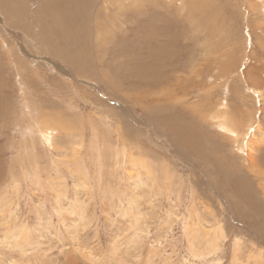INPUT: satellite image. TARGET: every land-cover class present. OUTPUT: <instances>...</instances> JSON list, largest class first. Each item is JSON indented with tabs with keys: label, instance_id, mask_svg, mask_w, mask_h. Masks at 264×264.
<instances>
[{
	"label": "rangeland",
	"instance_id": "obj_1",
	"mask_svg": "<svg viewBox=\"0 0 264 264\" xmlns=\"http://www.w3.org/2000/svg\"><path fill=\"white\" fill-rule=\"evenodd\" d=\"M49 3L0 0V264H264V148L211 120L264 137V0Z\"/></svg>",
	"mask_w": 264,
	"mask_h": 264
},
{
	"label": "bare ground",
	"instance_id": "obj_2",
	"mask_svg": "<svg viewBox=\"0 0 264 264\" xmlns=\"http://www.w3.org/2000/svg\"><path fill=\"white\" fill-rule=\"evenodd\" d=\"M49 1L51 2L52 0H47V3H49ZM70 1V0H69ZM72 1V0H71ZM76 2V1H75ZM53 3V2H52ZM67 3V2H66ZM50 4V3H49ZM54 4H59V3H55ZM74 4V3H72ZM82 4V3H81ZM65 5V4H64ZM76 5V4H75ZM264 6V4H262ZM261 5V6H262ZM48 6V5H46ZM50 6V5H49ZM48 6V7H49ZM56 6V5H55ZM71 5H67L66 7H69L70 8ZM78 6H79V3H78ZM260 6V5H259ZM57 7V6H56ZM60 7V6H59ZM61 9V7H60ZM261 9V8H260ZM47 10V9H46ZM50 10H54V11H57V9H53L50 7ZM74 9H72L71 11H73ZM262 10V9H261ZM48 11V10H47ZM62 11V10H61ZM264 11V10H263ZM262 11V12H263ZM50 12V11H48ZM58 12V11H57ZM71 12V13H72ZM56 13V12H55ZM264 13V12H263ZM52 14V13H51ZM73 14V13H72ZM53 15V14H52ZM59 15V14H58ZM71 15V14H69ZM56 17V15H55ZM63 18V17H62ZM79 19V18H78ZM73 26V25H72ZM55 28V26H54ZM57 28V27H56ZM72 28V27H71ZM73 36V35H72ZM81 36V35H80ZM75 48V47H74ZM264 50V49H263ZM215 57V55H214ZM219 58H222L219 57ZM227 58V57H226ZM229 58V57H228ZM218 59V58H217ZM70 61V60H69ZM58 64V63H57ZM264 66V64H263ZM259 68V67H258ZM256 69V65L254 66V71L251 72L250 69L248 71V68L246 69V76L248 79L252 80L253 81V84L251 85L250 89L252 90L253 94H255L257 96V98L259 99V101L264 102V73H258L257 71L260 69ZM160 73V72H159ZM258 73L259 74V78L261 77L262 80H257V76H255V74ZM220 77V76H219ZM167 85V84H166ZM163 90V89H162ZM165 91V90H164ZM251 92V93H252ZM160 93V92H159ZM168 93H163L162 96L166 97L170 100V99H177V96L179 95H176V94H168ZM179 97V96H178ZM242 100V99H241ZM223 105V104H222ZM219 107V108H216L215 111L212 112V116H211V120L213 122H215L217 125H219V127H221L223 130H225V133L229 134L230 137L232 138V141H233V145L236 149H239V151H244L245 150V155H246V158L249 159V165L251 166V168L249 169H252V170H255L258 166H260V152H262L263 148H264V137L259 139L258 142H255L254 144L250 141V143H248L247 141H245L246 137L245 136L246 134H248V132L250 133V128L251 126H253V124L250 123V121L248 119H243L242 117L239 118L238 116H236L234 113H231L232 111L229 110V108L227 107V109H225V107L223 106L222 107ZM1 107V105H0ZM209 108V107H208ZM2 109V108H1ZM206 110V108H205ZM242 110V109H241ZM203 111V110H202ZM243 111V110H242ZM210 113V112H209ZM208 115V114H207ZM48 121V120H47ZM47 121H43L42 122V131L43 133H46L45 135H50L52 134L53 131H51V129H53V125H51L50 123H48ZM56 122V121H54ZM52 122V123H54ZM59 123V122H58ZM62 123V122H61ZM257 124L254 126L255 127V131L257 129H260L261 130V125L260 123L256 122ZM66 126V125H65ZM38 127V126H37ZM95 129V128H94ZM97 132V130H95ZM80 132V131H79ZM54 133V132H53ZM77 133V132H76ZM224 133V134H225ZM81 134V133H80ZM95 134V133H94ZM226 134V135H227ZM253 134V133H252ZM53 135V134H52ZM251 135V133L249 134ZM43 136V135H42ZM83 136V135H82ZM45 137V136H44ZM43 137V138H44ZM49 137V136H48ZM229 137V138H230ZM47 137H45L44 139L47 141L46 139ZM100 139V138H99ZM54 140V139H53ZM55 141V140H54ZM254 141V140H253ZM82 143V142H80ZM248 143V144H247ZM50 144V143H49ZM81 146V145H80ZM121 154V153H119ZM123 154V152H122ZM127 156V155H126ZM140 156V155H139ZM131 163L133 164L134 168L136 169V171H140L141 170H144L145 173L148 178L153 176L151 173H154L153 171H155L151 165H149L145 160H143L142 158H132V157H129ZM165 166V165H164ZM263 166V165H262ZM140 168V169H139ZM162 169V168H161ZM264 169V168H263ZM261 170V169H260ZM259 170V171H260ZM130 171V170H129ZM147 171L149 173H147ZM161 171V170H160ZM251 171V170H249ZM257 171V170H256ZM262 173H264V171H261ZM252 173V172H251ZM257 173V172H256ZM132 175V174H131ZM161 175L162 177L168 181V182H173L172 181V174L170 176V174L168 173V170L166 167H163V170L161 171ZM256 174H254L255 176ZM138 176V175H137ZM258 177V176H256ZM262 177V175H261ZM162 178V179H163ZM263 178V177H262ZM163 179V180H164ZM164 180V181H165ZM261 181V180H260ZM240 182V181H239ZM262 182V181H261ZM247 188V187H246ZM244 190V189H243ZM199 222V221H198ZM197 222V223H198ZM198 225V224H197ZM23 232V231H22ZM21 231L18 232V234L16 235V237L18 238H21V239H26L25 238V235H21ZM26 234V233H25Z\"/></svg>",
	"mask_w": 264,
	"mask_h": 264
},
{
	"label": "snow or ice",
	"instance_id": "obj_3",
	"mask_svg": "<svg viewBox=\"0 0 264 264\" xmlns=\"http://www.w3.org/2000/svg\"><path fill=\"white\" fill-rule=\"evenodd\" d=\"M248 68L249 69H251L252 68V66L251 65H249L248 66ZM258 71H260V72H262V73H264V66H262Z\"/></svg>",
	"mask_w": 264,
	"mask_h": 264
}]
</instances>
